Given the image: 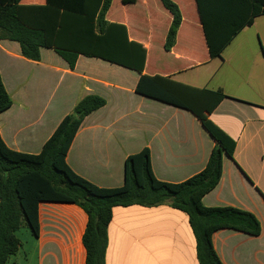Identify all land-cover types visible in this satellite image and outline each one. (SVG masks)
Instances as JSON below:
<instances>
[{"label": "crops", "instance_id": "0c3cea01", "mask_svg": "<svg viewBox=\"0 0 264 264\" xmlns=\"http://www.w3.org/2000/svg\"><path fill=\"white\" fill-rule=\"evenodd\" d=\"M171 1L182 21L165 51L172 16L160 0H112L106 19L125 25L128 38L146 49L141 74L82 55L70 69L48 48L31 61L18 43L0 40V76L12 101L0 113V139L13 152L38 155L82 98L99 96L105 105L82 120L65 163L91 185L115 189L124 185L126 160L145 151L155 181L177 185L193 177L218 143L212 132L231 155H222L220 180L202 206L240 209L260 224L258 236L217 230L212 247L221 264H264V15L221 58H210L195 0ZM143 77L159 78L160 97L137 92ZM218 90L225 97L212 94ZM37 222L36 234L16 231L21 248L6 264H85L87 217L79 207L39 202ZM104 264H199L187 215L169 202L113 208Z\"/></svg>", "mask_w": 264, "mask_h": 264}, {"label": "trees", "instance_id": "16d2710c", "mask_svg": "<svg viewBox=\"0 0 264 264\" xmlns=\"http://www.w3.org/2000/svg\"><path fill=\"white\" fill-rule=\"evenodd\" d=\"M21 1L0 0V40L18 43L25 59L39 61L40 49L48 48L70 69L82 55L139 74L143 72L146 49L128 38L125 25L106 19L112 0H44L35 5H24ZM134 1L122 0L124 4ZM160 2L172 16L163 45L165 51H170L182 21L181 13L171 0ZM195 3L210 58H221L234 38L250 27L256 17L264 15V0H195ZM158 80L143 77L137 92L160 97L162 91L155 85ZM212 94L225 97L221 90ZM11 104L0 76V113ZM104 105V99L96 95L82 98L38 155L13 152L0 139V264H6L21 248L15 235L18 229L26 226L37 233V206L42 201L70 203L85 213L87 222L82 235L85 264H104L107 228L115 207H155L169 202L172 208L184 212L195 238L199 264H221L211 243L212 233L217 230L259 235L260 224L252 213L232 207L206 208L201 204L202 197L220 180L222 155H231L212 132L218 143L206 166L177 185L154 180L146 151L126 160L124 185L120 188H98L75 175L65 163L66 152L82 120Z\"/></svg>", "mask_w": 264, "mask_h": 264}, {"label": "rangeland", "instance_id": "374dc122", "mask_svg": "<svg viewBox=\"0 0 264 264\" xmlns=\"http://www.w3.org/2000/svg\"><path fill=\"white\" fill-rule=\"evenodd\" d=\"M66 116H67V115H66ZM66 116H65V117H66ZM65 117H64V118H65ZM64 118H63V119H64ZM75 175H76V174H75ZM78 177H79V176H78ZM21 229H27V227H26V226H22Z\"/></svg>", "mask_w": 264, "mask_h": 264}]
</instances>
